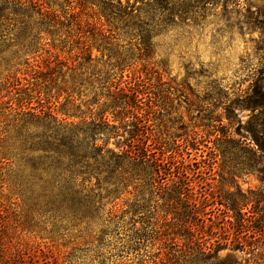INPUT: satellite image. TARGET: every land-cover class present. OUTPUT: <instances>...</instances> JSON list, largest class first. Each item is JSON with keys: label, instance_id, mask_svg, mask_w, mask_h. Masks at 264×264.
<instances>
[{"label": "rangeland", "instance_id": "rangeland-1", "mask_svg": "<svg viewBox=\"0 0 264 264\" xmlns=\"http://www.w3.org/2000/svg\"><path fill=\"white\" fill-rule=\"evenodd\" d=\"M23 1L25 6L37 2L46 16L33 14L34 31L25 38L10 31L0 41V212L8 230L17 231L23 239L30 264L166 263L163 241L153 240L150 234L155 217H163L166 211L164 200L151 194L152 168L137 179L125 176V183H120L113 198L102 202L89 227L42 214L27 184L32 162H51V150L40 143L47 126L99 124L102 107L108 108L118 96V102H130L133 93L137 103L124 110L125 105L119 103L115 110L105 112L122 136L109 135L101 127L98 145L108 142L119 153V144H128L131 136H143L132 127L134 116L143 117L145 134L158 155L174 160L190 176L199 196H207L210 202L219 197L223 200L220 208L235 226L228 244L219 224L204 229L208 245L219 246L218 261L264 264V235L250 238L244 232L239 234V216L231 210L229 200L240 192L249 197L250 192L264 190L257 174L246 166L251 156L241 145L237 127L230 125V116L245 125L253 114L243 95L264 54V26L252 27L231 5L225 10L227 0L198 5L196 0H179L181 8L191 4L189 15L161 17L163 23L145 50L123 31L110 28L98 15V7L82 5L84 0ZM113 1L124 6L130 3L134 16L150 15L149 0ZM251 1L253 9L264 4V0ZM114 22L125 28L124 22ZM27 66L39 77L25 74ZM15 68L20 69V85L11 93L7 81ZM29 79L31 89L27 88ZM18 97L31 101L39 118L23 114L30 110L20 108ZM40 105L52 106L54 122L45 117L47 109L40 113ZM118 112L122 114L117 119ZM250 147L256 149L255 144ZM106 188L98 190L106 195ZM260 210L262 206L255 209L250 203L243 212H255L260 218L264 215ZM213 263L217 262L207 264Z\"/></svg>", "mask_w": 264, "mask_h": 264}, {"label": "trees", "instance_id": "trees-1", "mask_svg": "<svg viewBox=\"0 0 264 264\" xmlns=\"http://www.w3.org/2000/svg\"><path fill=\"white\" fill-rule=\"evenodd\" d=\"M76 1L81 2V0ZM205 1L208 0H196V5ZM25 4L23 0H0V41L10 31H17L15 35L25 38L34 31L31 24L33 14L46 16L37 2H32L26 5L27 7ZM83 4L98 7L100 10L98 15L104 18L110 28H114L115 32L123 31L131 40L142 44L145 50L150 48L155 29L163 23L161 17L182 18L189 15L191 7V4H188L181 8L179 0H149L147 6L151 9L150 15L148 18H142L134 16L135 9H131L130 3L124 6L121 1L116 5L113 0H84ZM256 5L253 9L254 4L251 0H244V3L242 0H227L225 10L229 6L234 7V10L248 18L252 27L264 26V4ZM116 20L124 22L125 28L119 27L114 22ZM261 49L264 52V46ZM88 57L92 60V54ZM120 57L122 63L125 59L122 55ZM261 59L249 90L243 95V102L252 108L253 114L245 125L236 120L235 116H230V125L231 128L237 127L241 135V145H244L245 152L251 156V162L246 164L248 170L255 172L264 185V54ZM61 65L65 66L63 62ZM27 67L25 74L32 76V79L39 77L34 68ZM19 71L20 69L15 68L8 76L7 83L11 93H16V87L20 85L17 77ZM47 77L45 76L44 79L46 80ZM32 84L29 79L27 88L31 89ZM118 91L124 92L122 93L125 94L124 97L128 96L124 89L120 88ZM133 94L130 102L126 100L118 102L121 98L118 96L108 108L102 107L99 124L47 126L40 143L51 150L52 156L48 157L51 162L40 160L32 162L30 166L32 170L27 184L32 192L33 202L42 214L50 215L54 220H73L85 223L89 227L99 215L102 202L113 198L112 195L117 193L120 183H125V176H129V179H137L136 177L146 174L147 169L152 168L153 177L148 183L151 194L158 195L160 200H164L166 211L163 217H155V227L151 229L150 234L153 240L163 241L164 247L161 249H164L163 253L167 257L165 264H207L208 262L233 264L230 261H218L219 246L214 248V244L208 245L209 239L205 238L204 232L205 228L219 224L220 230L224 232L225 244H228L235 226L230 219H227L225 215L227 212L220 208L224 205L223 200L219 197L220 199L210 202L207 196H199L191 186L190 176L175 166L174 160L166 161L158 155L154 144L149 143V137L145 134L147 123L143 117L134 116L137 119L132 125L138 132L141 131L143 136L137 139L131 136L126 140L128 144H119V153L110 149L108 142L104 141L103 145H98L101 127L105 128L109 135L122 136L120 128L110 124L105 118V112L113 107L115 110L119 103L125 105L122 110L130 107L131 103H137V94ZM17 99L21 101L22 110H30L22 111L23 114H32L39 118L38 112H33L36 108L30 106L31 101L21 100L20 97ZM40 106V113H44V109H47L48 113H45V117L53 121L55 110L52 106ZM9 108H13L12 104ZM231 108L234 110V106ZM118 113L117 119L121 118L122 112ZM251 144H255L256 149L251 148ZM132 166L137 170L131 172ZM94 179L96 183H93ZM104 185L107 187L106 195L98 190ZM229 200L231 210L237 211L239 216L237 232L239 234L244 232L250 238L263 236L264 215L260 218L255 212L247 215L243 209L252 203L255 209H260L262 206L260 212L263 211L264 190L262 193L250 192L249 197L240 192L231 196ZM207 220L212 225L207 224ZM15 232L8 230L0 212V264H30L28 249L17 231ZM222 243L218 242L219 245Z\"/></svg>", "mask_w": 264, "mask_h": 264}]
</instances>
